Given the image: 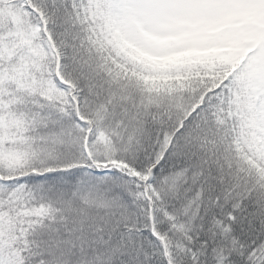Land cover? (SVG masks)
Returning <instances> with one entry per match:
<instances>
[{
    "label": "snow or ice",
    "instance_id": "snow-or-ice-1",
    "mask_svg": "<svg viewBox=\"0 0 264 264\" xmlns=\"http://www.w3.org/2000/svg\"><path fill=\"white\" fill-rule=\"evenodd\" d=\"M0 264H264V0H0Z\"/></svg>",
    "mask_w": 264,
    "mask_h": 264
}]
</instances>
